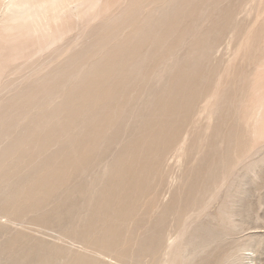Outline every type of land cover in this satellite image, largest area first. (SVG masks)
I'll return each mask as SVG.
<instances>
[{"label": "bare ground", "instance_id": "obj_1", "mask_svg": "<svg viewBox=\"0 0 264 264\" xmlns=\"http://www.w3.org/2000/svg\"><path fill=\"white\" fill-rule=\"evenodd\" d=\"M63 1L20 12L45 20L66 11ZM241 1L90 0L65 59L6 75L0 264H112L109 255L113 264H255L264 251V233L248 226L264 220V187L250 191L264 180V0L250 2L254 17L231 56L212 58ZM0 3L2 24L19 6ZM201 96L205 120L184 139ZM181 141L183 169L161 203L162 163Z\"/></svg>", "mask_w": 264, "mask_h": 264}, {"label": "rangeland", "instance_id": "obj_2", "mask_svg": "<svg viewBox=\"0 0 264 264\" xmlns=\"http://www.w3.org/2000/svg\"><path fill=\"white\" fill-rule=\"evenodd\" d=\"M16 1H17V6H19V9L15 7L16 12L12 14L6 12L7 13L6 16L9 18H5V16H2L3 21L4 20L6 21V22L4 21L6 25L5 23L2 24L0 23V61H1L0 83L1 81L7 80L6 75H10L11 71L13 72V74L10 75L11 79H16L27 72L29 73L30 70H34L36 68L35 67L36 64L40 63V61L42 63L48 64L49 66L51 63V66H53L57 64L58 61L65 59L66 56L65 53L62 51V49L65 50L70 46H72L73 44H75V41L78 42L80 40L79 38H80L81 27L82 29L83 28L85 29V27L88 26L87 21L91 15V11L89 9L90 7L89 5L91 3L90 0H65L61 4V7L66 8V11L62 13L59 11L49 12L45 20L43 19V16L36 17L34 15H30L28 12L27 13L20 12L21 9L20 7H22L23 4L32 3L39 0H29V1L14 0L15 4ZM251 1L252 0H247L246 2V0H243V2L242 1L240 2V5L238 6V9L235 12L236 14L234 17L236 25H234L232 28H229V30L226 33H224L225 35L223 34L221 38L214 45L213 47L214 50H212L213 51L212 58L215 59V61L226 60L234 52L233 48L237 44V39H240L238 37L239 29L241 28V26L248 24L254 17L253 15L254 11L251 10V12H249V8H250L249 5ZM2 11L5 12V10H3V8L1 7L0 12ZM9 15L12 16L10 17ZM6 26H8V28ZM47 58L49 59L50 63L48 62ZM52 59L55 60L53 61ZM45 60H47V63ZM20 71H22L23 73ZM21 73L22 75H20ZM204 104H205V99L201 96L200 98H198L194 110L190 114L189 122L184 126V131H183L184 139L189 135V132L193 128L198 127L204 122L205 120L203 113ZM181 146L182 147L185 146L184 141H181V143H179L175 149L170 150L169 153H167V155H165L164 157L162 163L163 182L161 186L157 187V194L159 196L158 200L161 203H165L169 200L176 186L178 180L177 178L178 176H180V173L183 169L182 163H179L181 159L183 160L180 151ZM230 176H231V172H228L224 177V179L222 180L221 185L225 181H227L230 178ZM253 182L254 184L252 185L254 187L251 186L250 191H252L251 189H253L254 194L253 192L251 193L253 194L252 196L254 197L256 192L260 188L262 189V187H264V180L261 181L257 179L256 181ZM255 182H257L258 184L256 185ZM255 187H256V192L254 189ZM262 192L263 190L261 191V193ZM248 196L250 197L245 200L246 201L245 204L247 205H249V203L253 199L251 194ZM263 212H264V207L260 213L261 217L264 216ZM251 220L248 221V226H250L251 229L255 227V230L253 232L258 231L264 233V220H262L263 223H259V222L256 223L254 219ZM2 221L4 222L5 219H2ZM166 225H167L166 230L168 232V235L172 236L174 234L173 230L175 229L174 228L175 222L173 221V219H170ZM255 225L258 226L259 230L258 228L256 229ZM27 226L30 227L31 225H27ZM34 228L36 229V227ZM37 229H38V231L36 232L37 235L39 234L45 235L46 233L49 232V234L51 235L54 234L53 236H56L54 232H51L47 229H43L44 231L42 229L39 230V228ZM168 235H165V238H168L169 237ZM69 241L65 240V242H67L66 244H72V242ZM167 242H165L164 244L165 249ZM245 254H248V252ZM105 260L112 264L116 262V259L112 255H109V257L106 256ZM126 264H131V263H126ZM255 264H264V251L261 255H258V257L255 259Z\"/></svg>", "mask_w": 264, "mask_h": 264}]
</instances>
